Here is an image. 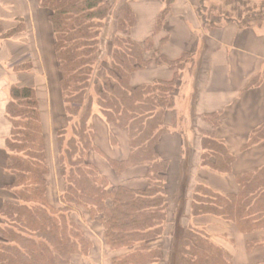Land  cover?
I'll list each match as a JSON object with an SVG mask.
<instances>
[{
  "label": "trees",
  "instance_id": "16d2710c",
  "mask_svg": "<svg viewBox=\"0 0 264 264\" xmlns=\"http://www.w3.org/2000/svg\"><path fill=\"white\" fill-rule=\"evenodd\" d=\"M36 1L49 11L70 122L68 129L57 132L64 189L61 206H52L47 198L49 165L36 90L13 84L6 107L12 124L6 140V172L14 180L6 185L9 195L0 210V264H71L74 255L88 256L93 241L74 216L82 212L101 225L104 243L117 252L111 264H161L163 247L153 244L168 225L165 182L169 164L157 149L163 134L170 132L165 115L175 106L186 56L170 61L154 48L151 37L144 43L132 39L135 14L129 0H122L118 9L116 0ZM172 1L166 0L157 29ZM205 1L209 0H200L197 11L209 27L224 22L250 27L264 22V3L257 8L253 0H225L223 5L208 7ZM112 18L116 19L115 32L107 38L105 29ZM16 20L9 28L0 19L1 38L10 39L24 31V20ZM104 45L110 54L103 58ZM154 61L175 68L174 78L133 86V73ZM97 71L102 81H94ZM96 110L129 137L130 156L123 161L109 160L111 166L120 174L128 167L147 165L144 189L112 186L89 161L90 154L97 151L91 122ZM210 117L213 129L205 131L202 139V165L229 173L235 156L214 136L219 116ZM111 137L114 142L113 133ZM263 139L264 125L252 132L246 146ZM237 182L239 191L228 195L199 185L190 204L191 214L233 221L246 233L264 229V167L239 175ZM257 244L249 241L248 247ZM177 264H233V259L203 228L190 225Z\"/></svg>",
  "mask_w": 264,
  "mask_h": 264
},
{
  "label": "crops",
  "instance_id": "0c3cea01",
  "mask_svg": "<svg viewBox=\"0 0 264 264\" xmlns=\"http://www.w3.org/2000/svg\"><path fill=\"white\" fill-rule=\"evenodd\" d=\"M199 1L173 0L157 29L159 16L168 5L166 0H129L135 14L132 39L144 43L151 37L154 47L168 60L186 56L188 61L182 70L175 106L165 115L164 122L170 132L163 134L157 149L169 164L165 182L168 221L203 228L217 245L232 255L233 264H259L264 262V229L246 233L233 221L210 214L193 216L190 204L199 185L222 195L235 194L239 191V175L264 167V139L246 146L252 132L264 125V22L250 27L236 22L209 27L198 14ZM18 17L24 20V31L10 39L0 37V210L9 195L6 185L14 180L6 172V140L12 131L6 107L13 84L36 90L49 165L47 198L52 206L60 207L64 189L60 171L52 179L59 157L57 132L68 129L70 122L61 89L55 36L49 11L36 0H0V19L5 25L12 27ZM22 59L27 61L15 68ZM176 71L168 64L154 61L134 72L131 84L171 80ZM214 114L220 118L214 136L235 156L229 173L202 165V139L205 131L213 129L210 116ZM91 122L97 147L89 156L91 164L112 186L144 189L148 183L147 165L128 167L118 174L109 162L130 156L127 133L110 126L98 110ZM89 237L93 241L89 255H74L71 264L76 261L102 264L99 258L103 262V256L111 264L117 252L104 243L102 234L97 239L91 234ZM249 241L259 244L249 249ZM94 252L99 254L97 261L93 259Z\"/></svg>",
  "mask_w": 264,
  "mask_h": 264
},
{
  "label": "rangeland",
  "instance_id": "374dc122",
  "mask_svg": "<svg viewBox=\"0 0 264 264\" xmlns=\"http://www.w3.org/2000/svg\"><path fill=\"white\" fill-rule=\"evenodd\" d=\"M116 1L118 2L116 4L117 5L116 8L118 9L122 0H116ZM221 1L220 0H209V1H205V3H203V4L207 5L208 7L209 6L214 7L217 5H223L225 0H221ZM252 3L254 5H257V8H259L260 6L263 5L264 0H253ZM252 3H251V5H252ZM199 6H200V3H199ZM250 7H252V6H250ZM245 9H246V6H245ZM116 11H118V10H116ZM115 27H116V19L113 20V18H112L111 21L109 22L107 29H105V33H106L107 38L112 37V34H114V32H115ZM109 54H110V49L106 45H104L103 58L105 57V55H109ZM22 60L23 61L20 64H24L27 61V59H22ZM93 79H94V81H98V79H99V81H102L101 72L97 71L95 73ZM59 166H60L59 161H58V159H56L55 167H53L54 171H53L52 179H53V177L57 178V176L59 175V173H58V171H60ZM57 192H58V190H56V192L53 193L54 196H55V194H57ZM74 216L77 219L78 223L83 227V229L85 230V232L88 235L91 234V235H93V237L95 239H97L100 236V234H102L103 229H102L101 225L96 221H92L88 217V214L86 212L85 213H83V212L78 213V214H75ZM181 224H183L184 226H182V225L180 226V223H178V222L177 223H175V222L169 223V221H168V225L166 227L167 229L165 230L164 235L159 240L154 242L153 245H161L163 247V250L165 253L164 260L162 261L161 264H177L178 263V259H179V256L181 254V250H182V246H183V238L185 235V229L188 227L187 223H185V222L181 223ZM115 254H117V253H115ZM98 257H99V254L94 252V257H93L94 261H97ZM102 258H103V262L100 258H99V261L102 264H108V262H109L108 257L103 256ZM75 264H82V262L76 261Z\"/></svg>",
  "mask_w": 264,
  "mask_h": 264
},
{
  "label": "built area",
  "instance_id": "2783aa9c",
  "mask_svg": "<svg viewBox=\"0 0 264 264\" xmlns=\"http://www.w3.org/2000/svg\"><path fill=\"white\" fill-rule=\"evenodd\" d=\"M22 61H23V60H21V61L17 62L15 65H18V64H20ZM15 65H14V66H15Z\"/></svg>",
  "mask_w": 264,
  "mask_h": 264
}]
</instances>
